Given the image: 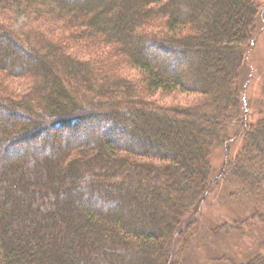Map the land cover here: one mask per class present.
<instances>
[{
    "label": "trees",
    "instance_id": "obj_1",
    "mask_svg": "<svg viewBox=\"0 0 264 264\" xmlns=\"http://www.w3.org/2000/svg\"><path fill=\"white\" fill-rule=\"evenodd\" d=\"M259 11L0 0V77L23 80L0 85V264H264V97L256 119L242 99ZM173 91L196 100L154 98ZM225 200L240 215L213 220Z\"/></svg>",
    "mask_w": 264,
    "mask_h": 264
},
{
    "label": "rangeland",
    "instance_id": "obj_2",
    "mask_svg": "<svg viewBox=\"0 0 264 264\" xmlns=\"http://www.w3.org/2000/svg\"><path fill=\"white\" fill-rule=\"evenodd\" d=\"M260 2V11H259V17H258V23H257V33H256V38L253 44L252 49L250 50L249 56H248V60H247V67H246V71H248L249 74V84L248 86H246V91L245 94L242 95V99H243V105H244V109L245 111L248 110L249 113L252 115V117L254 119H256L259 114H260V105L258 104V100L262 99L263 96V83H264V0H259ZM22 16L19 17V21L17 20L16 24H20V21L22 20ZM52 30V33L54 31L55 35L54 38H58V29H50ZM78 41L75 42V45L77 44ZM72 45L74 46V41H71ZM76 50V47H73ZM80 54H82L84 57H95V56H101L102 53H104L106 51V49L104 48H96V47H82L79 48ZM124 73L127 76L133 77V76H137L138 75V71L132 67H124L123 68ZM1 79V77H0ZM23 80H19V79H12V78H2L1 79V84L3 85L4 89H8L9 92L14 93L15 95H18L20 93H22L23 89L21 87V83ZM23 86V85H22ZM6 89V90H7ZM245 90V89H244ZM154 98L164 102V103H168V104H191L193 103L196 99V97L193 94H189V93H183L180 91H173L171 93H155L154 94ZM252 101L257 102L256 105L252 104ZM259 109V111H258ZM235 128L232 125V129ZM229 132L230 129H229ZM231 142L234 143L233 140H230ZM229 141V142H230ZM235 146H238L237 144H240V139H238V141H236V143H234ZM229 146V145H227ZM241 147V145H240ZM240 147H238L236 150H234L233 154H236L237 151L240 149ZM229 147H226V145L224 144H219L216 145V147L214 149H212V156H211V160H212V164L213 166L217 169V171L219 172L227 158V152L226 150ZM228 200L225 201H220L219 203L216 204L215 209L213 211V213L215 215H213V220L214 218L218 217L219 218V214L221 213H230V214H235L240 215V211L238 209V205L236 203H234L233 201L227 202ZM227 202V203H226ZM212 210V208H211ZM223 217V216H221ZM220 217V218H221ZM236 244L237 246H240L242 244H239V242L236 240ZM264 245V244H263ZM262 245V247H263ZM199 252V253H198ZM195 251L192 253L194 254ZM196 253H198L199 258L197 257ZM196 253L193 256L191 254V258H196L197 259L194 261L193 264H205V259L206 256H208V251H197L196 249ZM253 253V252H252ZM193 256V257H192ZM196 256V257H195ZM190 258V259H191Z\"/></svg>",
    "mask_w": 264,
    "mask_h": 264
}]
</instances>
